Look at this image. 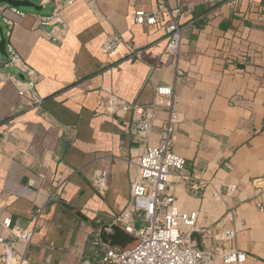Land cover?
<instances>
[{"label":"crops","instance_id":"obj_1","mask_svg":"<svg viewBox=\"0 0 264 264\" xmlns=\"http://www.w3.org/2000/svg\"><path fill=\"white\" fill-rule=\"evenodd\" d=\"M181 10L183 43L166 50L162 24L140 25L134 13L153 0H77L63 10L60 41L35 32L27 10L10 41L39 74L41 108L22 106L0 51V234L2 220L32 229L26 243L8 235L30 264H79L94 235L118 249L136 236L116 217L131 206V161L160 141L168 118L160 86H173L180 114L175 150L197 183L170 182L183 211H197L192 239L204 250L238 248L243 264H264V0H168ZM123 41L103 48L109 34ZM130 110H122L121 104ZM156 106L152 131L134 133L133 117ZM113 107L117 108L113 110ZM107 172L103 189L94 185ZM172 179H175L173 176ZM238 190L227 202L215 189ZM235 239L220 240L233 222ZM136 221L140 216L136 213ZM138 224V223H137ZM186 228V227H185Z\"/></svg>","mask_w":264,"mask_h":264},{"label":"built area","instance_id":"obj_2","mask_svg":"<svg viewBox=\"0 0 264 264\" xmlns=\"http://www.w3.org/2000/svg\"><path fill=\"white\" fill-rule=\"evenodd\" d=\"M30 1L42 7H51L48 14H35L32 29L52 41H60L61 35L67 29L63 10L77 0ZM153 1L154 9L147 11L139 8L135 11L134 22L140 25L162 24L167 36L166 50L177 55L183 43L181 10L178 7H171L168 0ZM27 16L28 13L21 6L0 1V41L5 39L7 54L5 65L20 72L8 73L7 79L14 84L22 100V106L37 109L43 106L45 100L37 89L39 74L21 57L10 41L15 25ZM122 41L119 34H109L103 41V48L109 53L114 52ZM157 91L166 97L164 105L168 109V118L160 133L159 143L149 145L136 160L131 161V206L116 217V222L123 229L136 236V244L130 249L122 250L94 234L88 241L87 254L79 264H243L247 255L238 248L230 250L199 248L191 236L192 231L197 228L199 213L180 210L176 205L175 196L169 193L168 187L173 180L196 184L201 178L184 173L186 158L175 150L180 114L175 105L174 87L160 86ZM120 108L130 110L132 107L123 103ZM116 109L113 107V110ZM155 114L154 104L142 108L139 116L132 119V131L147 136L152 131ZM173 176L175 179H172ZM106 183L107 172L103 171L95 179L94 185L100 190ZM238 188L236 184L228 185L224 193L215 189L213 198L227 202ZM257 205L260 210L264 209L260 201ZM136 213L140 216L139 222L136 221ZM225 218L233 224L220 232L219 239L223 241L235 239L238 229L234 222V210L230 207ZM1 225L8 234H0V264H30L22 254L16 252L8 235L29 243L34 231L15 225L11 217L4 218Z\"/></svg>","mask_w":264,"mask_h":264},{"label":"water","instance_id":"obj_3","mask_svg":"<svg viewBox=\"0 0 264 264\" xmlns=\"http://www.w3.org/2000/svg\"><path fill=\"white\" fill-rule=\"evenodd\" d=\"M2 2H8L12 5H15V6H21V7H32L34 9H38V10H41L43 7L41 5H38L30 0H0ZM0 51L1 53L6 54V51H5V39H2L0 41ZM23 77V75H21Z\"/></svg>","mask_w":264,"mask_h":264},{"label":"rangeland","instance_id":"obj_4","mask_svg":"<svg viewBox=\"0 0 264 264\" xmlns=\"http://www.w3.org/2000/svg\"><path fill=\"white\" fill-rule=\"evenodd\" d=\"M25 9H27V10H35V9L32 8V7H25Z\"/></svg>","mask_w":264,"mask_h":264}]
</instances>
